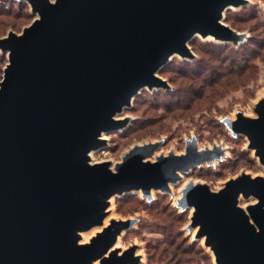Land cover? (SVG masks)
Wrapping results in <instances>:
<instances>
[{
	"label": "water",
	"instance_id": "1",
	"mask_svg": "<svg viewBox=\"0 0 264 264\" xmlns=\"http://www.w3.org/2000/svg\"><path fill=\"white\" fill-rule=\"evenodd\" d=\"M27 1L38 17L0 38L8 53L0 81V264H90L129 225L113 222L90 244H77V230L101 221L94 216L105 206L100 195L142 188L148 196L213 154L192 145L149 162L154 146H141L113 171L88 164L89 152L103 131L125 124L114 116L144 86L167 85L158 73L173 52L192 56L199 33L242 40L223 12L244 0ZM259 115L230 125L264 162V103ZM240 194L259 199L250 216L237 206ZM180 203L197 208L194 225L214 244L218 264H264V178L231 181L220 192L190 186ZM136 263L133 250L102 260Z\"/></svg>",
	"mask_w": 264,
	"mask_h": 264
},
{
	"label": "rangeland",
	"instance_id": "2",
	"mask_svg": "<svg viewBox=\"0 0 264 264\" xmlns=\"http://www.w3.org/2000/svg\"><path fill=\"white\" fill-rule=\"evenodd\" d=\"M37 17L27 0H0V38L9 32L20 34ZM223 17L227 25L243 34V39L227 42L216 60L211 54L217 48L202 46L197 41H226L193 38L189 44L193 55H174L160 69L158 75L167 85L147 87L135 95L131 104L114 116L125 124L103 131L100 136L103 143L89 152L87 163L105 162L114 171L134 148L147 145L154 146L144 158L149 162L171 154L184 155L192 145L197 151L211 152L213 157L177 171V178L167 182V189L152 187L148 196L142 188L114 193L108 198L100 195L105 206L94 216H101V221L79 230L77 244H90L113 222H129V225L93 264H102L113 251L122 255L128 250H133L136 264H173L170 254L162 251L171 235L176 234L185 245L193 246L188 264H218L214 244L207 245L206 236H199L201 225H194L197 208L183 206L180 201L190 186L220 192L231 181L264 178L259 148L253 147L246 135L235 133L230 125L240 118L259 119L264 103V48L253 44L264 41V0H244L226 9ZM246 50V63L238 75H228L224 85L207 86L219 77L211 74L212 69H227L236 58L235 67L240 68ZM7 62L8 53L0 49V81ZM191 87H198V91L193 93ZM192 95L195 97L190 100ZM255 205L260 202L253 195L238 197L237 206L249 216V207Z\"/></svg>",
	"mask_w": 264,
	"mask_h": 264
},
{
	"label": "trees",
	"instance_id": "3",
	"mask_svg": "<svg viewBox=\"0 0 264 264\" xmlns=\"http://www.w3.org/2000/svg\"><path fill=\"white\" fill-rule=\"evenodd\" d=\"M262 41L260 43H258V41H256L253 44H255L256 46H260L259 48H264V41L263 42ZM197 42H199L200 45H202V46L205 45L208 48H211V47L217 48V49H213L214 50L213 51L214 55L211 54V57H213L216 60H219V56L224 51V50H221V48L225 47L227 45V42H214V41H197ZM192 43H193V40L191 41V44ZM250 43H251V41H250ZM243 49H246L245 46H244ZM243 53L244 54L246 53V54L243 55L242 58H241V59L244 60V62H242V65H241L240 68L239 67H237V68L235 67V64H236V61H237V58H236L233 61L232 65L229 66V68L226 67L227 69H221V70L220 69H212L211 70L212 71L211 74H213L214 76H218L219 75V77L218 78L216 77L213 81L210 80L211 82L209 81L210 83L207 84V86L209 85V88H210L213 85H220V83H221V85H224V83H225L224 81H226V80L228 81L229 80L228 75H238L237 72H240V70H242V67L245 66L246 59H247V54H248L247 50L244 51ZM256 53H257V51H256ZM224 78H225V80H224ZM191 88H192V92L193 93H196L198 91V87H191ZM194 97L195 96L192 95L190 100L192 98H194ZM187 104H188V102L185 103L184 105H187ZM179 106H181V104H179ZM175 108H176V106L172 107L171 109H175ZM124 197H126V195L125 196H121V198H124ZM162 212H164V211H162ZM172 224H173V222L170 224V227L172 226ZM170 232H171L170 233V235H171L173 232L172 231H170ZM178 238H179V236L177 234L173 235V236L171 235V238L167 242L168 243L167 247H165L162 252L164 254L165 253H169L170 254L171 262H173V264H182V263H187L188 264L190 262V260H191L190 259L191 257H189L190 256L189 253H191L192 251L190 249L193 248V246L192 245H185V243L183 241H181V240H178ZM165 241H163V243ZM181 254H185V256H187V257H182Z\"/></svg>",
	"mask_w": 264,
	"mask_h": 264
},
{
	"label": "bare ground",
	"instance_id": "4",
	"mask_svg": "<svg viewBox=\"0 0 264 264\" xmlns=\"http://www.w3.org/2000/svg\"><path fill=\"white\" fill-rule=\"evenodd\" d=\"M233 4H230V5H228V6H226V7H231ZM199 36H201L202 38H204V39H216L215 37H214V35L213 34H211V33H207V34H201V33H199L198 34ZM174 55H180L179 53H177V52H173L171 55H170V57L169 58H171V57H173ZM145 88H147L148 86L146 85V86H144ZM78 231L79 230H77V233H78ZM117 243V242H116ZM94 262H93V260H91V262H90V264H93Z\"/></svg>",
	"mask_w": 264,
	"mask_h": 264
}]
</instances>
